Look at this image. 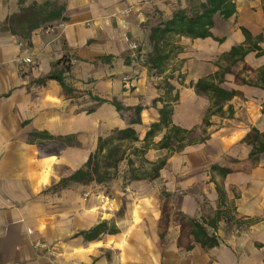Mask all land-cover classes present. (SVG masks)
Here are the masks:
<instances>
[{
	"label": "crops",
	"instance_id": "crops-1",
	"mask_svg": "<svg viewBox=\"0 0 264 264\" xmlns=\"http://www.w3.org/2000/svg\"><path fill=\"white\" fill-rule=\"evenodd\" d=\"M45 1L0 0V264H264V152L254 162L252 147L243 141L252 128L264 132V89L235 85L230 74L224 85L244 95L225 104V109L233 107V114L210 116L207 138L179 151L156 146L163 128L144 157L149 162L165 157L166 163L157 178L130 180L133 195L122 193L117 183L110 185V195L90 194L84 183L56 186L85 164L98 137L128 125L112 104L96 103L89 92L148 107L141 123L131 126L138 147L159 117L162 103L152 102L164 97L169 82L171 94L178 93L172 124L193 129V137L202 135L209 101L195 93L194 83L217 70L222 54L244 42L241 27L264 37V1L236 0L232 16H213L210 36L166 34L180 50L168 60L176 66L166 65L160 75L144 64L153 52L150 29L175 10L189 8L190 0H49L65 4L67 20L40 27L29 39L6 26L22 7ZM125 37L138 44V53L128 48ZM260 46L264 50V42ZM63 56L71 59L67 80L82 94L77 100L66 99L55 80L36 83ZM22 57L32 58V63H21ZM244 60L254 68L264 66V54L252 51ZM239 63L234 70L241 69ZM91 107L95 110L88 113ZM33 131L53 138L30 141ZM54 143L60 146L45 151ZM155 187L164 189L166 198L171 195L183 216L214 232L219 244L203 248L188 230L180 236L176 219L174 230L168 225L160 237L162 205ZM205 200L212 209L203 208ZM218 211L215 229L203 222ZM104 220L119 231L91 241L74 236ZM37 242L46 243L53 254Z\"/></svg>",
	"mask_w": 264,
	"mask_h": 264
},
{
	"label": "trees",
	"instance_id": "trees-1",
	"mask_svg": "<svg viewBox=\"0 0 264 264\" xmlns=\"http://www.w3.org/2000/svg\"><path fill=\"white\" fill-rule=\"evenodd\" d=\"M235 1L190 0L192 5L189 8H179L169 18L151 27L149 40L152 43L153 52L148 55L146 64L150 69L154 70L153 74H162L165 71V63L180 50V45L171 42L168 37L165 38L166 34H184L193 37L210 36L209 29L213 25V16L217 13L224 19L232 16L236 11ZM64 12V3L49 0L40 4L33 3L22 7L19 13L11 15L6 20V26L12 33L18 34L24 39H29L34 30L49 26L56 20H67ZM241 31L245 38L244 42L240 45L232 46L227 53L222 54L220 62L217 64V70L208 76L199 78L194 83L195 93L206 96L209 101V106L202 118V135L193 137L190 134L194 131L193 129L188 131L172 124L173 104L178 100V93L173 94V98L169 99L174 88L169 82L166 83L165 96H160L152 102L153 105L157 101L162 103V106L158 108V120L150 124L143 138L142 145L133 149V153L140 158V165L134 167L135 163L132 159L129 158L127 160L131 173L129 180L154 179L159 176V171L165 165L166 158L149 162L145 159L144 154L153 143V138L163 128L166 129V132L160 141L156 143V146L160 149H167L170 152L179 151L186 144L203 142L207 138L206 128L210 125V116L224 115L225 113L231 116L233 114V107L228 105L225 109V104L235 96L244 99V95L241 90L224 85L228 81L226 79L227 74L233 76L232 82L235 85H249L264 89V66L254 68L244 60L245 56L252 51L255 52L256 56L264 54V50L260 46L264 42V37L262 33L253 36L244 27H241ZM221 40L219 39V41ZM172 44L173 46H171ZM168 46H171V49H167ZM238 62H242L243 64L242 68L236 71L233 67ZM71 66V59L63 56L55 63L54 69L44 77L38 79L36 83L44 84L47 80H55L60 85L62 95L66 99L75 98L80 91L67 80L70 77ZM87 94L96 103L108 102L112 104L128 125L122 129H114L108 137H98L96 148L90 153L85 164L68 177L62 178L56 185L59 188L67 186L70 182L86 184L90 181H95L97 183H104L112 179L114 177L113 171H115L118 162L124 158L125 154L121 149V142L129 141L135 143L139 141L135 129L131 126L140 124L141 114L148 112V107L142 104L128 106L122 104L120 100L114 97L107 99L94 95L91 92ZM94 110L95 108L91 107L87 112L90 113ZM37 138L49 140L53 137L47 132L33 131L30 133V141H34ZM243 141L252 147L249 156L255 162L258 156L264 152V132L252 128L243 138ZM145 164L148 167L139 173L140 168ZM223 172L226 173L229 170L223 169ZM167 209V204H162L159 226L163 230L160 233V237H164L170 220ZM175 219L180 225V236H183L185 231L188 230L192 241L200 244L203 248H211L219 244V240L214 232H208L203 223L186 218L179 211L175 213ZM219 219L220 213L218 211L215 217L208 220L204 219L203 222L215 229ZM254 221L256 220L252 222ZM118 231L119 229L115 224L104 220L87 230L75 233L74 236H82L84 240L91 241L97 239L102 234H115ZM179 241H181V238ZM192 246L190 244L187 249L192 248Z\"/></svg>",
	"mask_w": 264,
	"mask_h": 264
},
{
	"label": "rangeland",
	"instance_id": "rangeland-1",
	"mask_svg": "<svg viewBox=\"0 0 264 264\" xmlns=\"http://www.w3.org/2000/svg\"><path fill=\"white\" fill-rule=\"evenodd\" d=\"M171 46H173V44ZM171 46H168L167 49H171ZM171 63H172V60L171 61H167L165 66L166 65L168 66V64H171ZM176 63L177 62H175V60H173V63H172L171 67L174 68L176 66ZM144 64L147 65L146 62H144ZM239 64H240V66H242L241 63H239ZM148 69L151 72V69L149 67H148ZM152 72L154 73V70H152ZM165 76H169L168 73ZM177 80H178L179 83H181V84L183 83V78H182L181 75L178 76ZM162 85L164 86L163 81H162ZM81 96H82V94L79 93L78 96L75 97L76 100H77V98H80ZM164 96H165V94H164ZM172 98H173V94H171V96H169V99H172ZM197 133H199V132H197ZM121 145H122L121 149L125 152V154H124V158L118 162L117 168L115 169V171H113L114 177L112 179L104 182V183H97L95 181H90V182L86 183L88 186H90V189L87 190V191L91 192L90 194H92V193H94V194L103 193V195H107V194L110 195V191H111L110 185H112L113 183H117V185H118V187H119V189L121 190L122 193L128 194V195H133L134 191H132L127 186L130 183L129 178L131 176L130 167H129L128 163H127V160L129 158H131L132 161L135 163L134 167H137V166L140 165L139 164L140 163V158L133 153V149L135 147H137V145L135 146L134 143H131L129 141H123V142H121ZM141 145L142 144L139 143L138 147H140ZM59 146L60 145L58 143H54V144H52L50 146L47 145V146H45V151L47 150V152H49L51 150H55ZM147 167L148 166L146 164L144 166H142V168H140L141 170L139 171V173H141ZM155 193H156V195L158 194V199L160 200V205H162L164 203L167 204V207H168L167 211H168L169 217L171 219V221L169 220V224L168 225H169V228L172 227V229L174 230V226L177 225L176 221L174 219H175V213L177 211H179L178 208H176L175 205L172 204V197H171L170 194H169V197L166 198V196L164 195V193H165L164 189L155 187ZM83 196L85 198H87L88 195L85 196V193H83ZM160 208H161V206H160ZM203 208L206 211L212 209V207L209 205L208 200L204 201ZM122 214H123V211H122V209H120L117 212V216L120 217V216H122ZM168 233H169V229H168Z\"/></svg>",
	"mask_w": 264,
	"mask_h": 264
},
{
	"label": "built area",
	"instance_id": "built-area-1",
	"mask_svg": "<svg viewBox=\"0 0 264 264\" xmlns=\"http://www.w3.org/2000/svg\"><path fill=\"white\" fill-rule=\"evenodd\" d=\"M127 44H128V48L134 52V53H138L139 52V46L135 41L129 40L127 37H125ZM19 61L21 63H26V64H30L32 63V58L30 57H22L19 59ZM124 81H126V77L123 79ZM85 196H87V194H85ZM37 246H40L41 248H43L45 251H47L49 254H53V251L48 247V245L46 243L43 242H37L36 243Z\"/></svg>",
	"mask_w": 264,
	"mask_h": 264
}]
</instances>
